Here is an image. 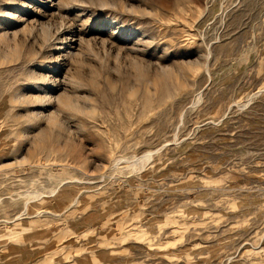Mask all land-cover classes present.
I'll use <instances>...</instances> for the list:
<instances>
[{
  "label": "rangeland",
  "instance_id": "obj_1",
  "mask_svg": "<svg viewBox=\"0 0 264 264\" xmlns=\"http://www.w3.org/2000/svg\"><path fill=\"white\" fill-rule=\"evenodd\" d=\"M0 264H264V0H0Z\"/></svg>",
  "mask_w": 264,
  "mask_h": 264
},
{
  "label": "bare ground",
  "instance_id": "obj_2",
  "mask_svg": "<svg viewBox=\"0 0 264 264\" xmlns=\"http://www.w3.org/2000/svg\"><path fill=\"white\" fill-rule=\"evenodd\" d=\"M145 156H146V155H145ZM140 157H141V156H140ZM143 157H144V156H143ZM143 157H142V158H143ZM146 157H147V156H146ZM144 158H145V157H144ZM138 159H139V157L136 158V159H134L133 161H134V162H135L136 160L138 161ZM137 161H136V162H137ZM132 164H136V163H132Z\"/></svg>",
  "mask_w": 264,
  "mask_h": 264
}]
</instances>
